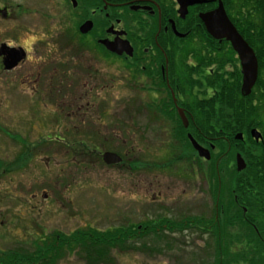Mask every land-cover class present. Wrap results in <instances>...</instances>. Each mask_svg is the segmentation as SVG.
<instances>
[{"label": "flooded vegetation", "instance_id": "1", "mask_svg": "<svg viewBox=\"0 0 264 264\" xmlns=\"http://www.w3.org/2000/svg\"><path fill=\"white\" fill-rule=\"evenodd\" d=\"M219 2L221 1L207 0L189 6L187 14L181 18L184 21L188 20L183 22L184 33L177 30L175 20L168 17L167 14L163 17V21V10L167 11V8L163 6L161 0H122L116 3L100 0V4L96 8L89 7L87 17L84 15L85 9L78 7V1L75 7L71 6V9L66 6L67 10L81 11V14L77 15L74 26L64 31L66 35H70L71 39L77 42L72 56L59 61L52 67V70H46L39 74L37 84L24 87V93L28 89L30 90V97H26V101L21 99V105L16 108L18 112H15L21 122L37 125L39 130L43 131H40L33 139L36 143H54L68 151L72 157H75L78 152L80 155L88 157L90 163H93L94 159L101 162L103 152H114L109 149L111 147L100 151L94 142L104 144L108 141L107 130L103 123L105 120L103 116L106 114V102L102 95L103 89H109L108 68L110 65L116 67V72H119L122 77H127L128 87L138 91L133 108V114L137 121L138 139L134 144L136 153L132 155V158L128 157L129 160L125 161L123 155L115 152L122 158V162L111 166L127 167L128 169L133 166V172L137 179L135 182L136 194L139 197L149 195L151 204L158 203L155 206L150 204L151 207L155 208L157 213L166 212L162 215L148 213L145 221L169 223L174 220L184 222L182 229L164 230V233L170 234V236L190 232V235L197 238H207L205 234L212 235L213 233L210 224L204 231L203 226L199 223L195 224L194 221H203L204 218L210 219L209 221L219 220V216L216 214L205 215L202 210L201 214L195 213L200 209L198 204L194 203L186 204L182 209L180 208L181 210L179 209L178 214H175L170 208L166 209L163 206L162 193L157 190L162 187L161 183H156V181L144 182L142 179L148 172L167 171L172 168L178 172L180 168L181 172L185 174L186 170L182 168V164H189L190 166H186V169L191 167V174H196L198 180L194 184L196 194L203 193V186L206 185L205 182L203 183V159L198 157L188 135L190 134L200 145H204L188 129L191 126L203 125L206 122L211 124H215L218 120L221 122V118H218L219 104L216 100L218 93L222 88L236 89L237 83H239L238 89L241 90L242 85V66L238 52L228 39L209 34L199 16L200 13L217 8ZM175 6L174 10L176 11L177 4ZM132 7H136V10H132ZM190 11H192V17H196L197 21L189 20ZM176 15L179 17L177 11ZM7 16L10 15L6 9L4 18ZM228 19L230 20L229 17ZM86 20L92 21V29L87 33H80L78 28ZM230 22L232 23L231 20ZM172 25L184 36H176ZM233 26L248 47L251 48L256 58L257 77L251 92L253 89L264 91V37L246 39L234 24ZM195 30L197 36H190L191 33H195ZM115 38L129 42L132 47L131 56L125 52L121 54L110 52L98 42L102 39L112 41ZM12 48L10 45L0 43V73H5L6 77L17 69L26 57L24 52L21 60L11 68H6L5 62L9 64L12 60ZM41 76L43 77L42 81L39 80ZM14 91L17 89L7 88L6 91L7 102L9 101L11 104L15 98L13 96ZM142 91L150 93L151 98L148 101L137 100L139 92ZM98 97H100L101 105L95 107L97 103L95 100H98ZM42 100L51 107L45 109L41 107L40 102ZM94 109H99V116L95 118L93 116ZM178 109L183 111L187 120V127L184 128L187 130H184V135L192 147L191 155L182 152L179 146L175 144L173 147L174 155L163 154V156H168L158 159L159 163L153 160V155L144 156L146 154L141 153L139 143L148 136L150 139H163L166 126L170 127V124H174L170 127L169 133L167 131L166 134L169 140L175 133L176 137H174H179V130L176 129V126H183V123ZM128 112L132 113V110H128ZM235 119V117L232 118V120ZM121 124L124 126V119H122ZM252 128L255 127H251L249 132ZM257 130L259 131V129ZM9 132L4 131V134L9 135L11 140L14 137L20 139L22 143L27 142L22 135ZM242 134L245 144L248 140H245V134ZM197 138L199 139V137ZM121 142L124 143L125 140ZM254 142L258 144L261 143V140ZM31 145L33 147L34 144ZM234 147L238 150L240 148L237 143ZM245 147L248 145H243V148ZM24 151L25 149L22 150V152ZM166 153H169L168 150ZM128 154L126 153V155ZM11 169L12 167L6 168L5 171L9 172ZM165 225L162 226L165 227ZM171 226L173 225H168V227ZM164 233L160 235L166 236ZM249 242L245 239L244 247L239 248L238 245L234 244L229 247L230 250L215 240L212 246L211 244H203L202 247L183 245L181 249L180 245H175L160 247V249L165 253L174 250L179 251L176 254L181 257L182 264H264V256L259 257L253 254V251L262 250V248L252 247ZM224 252H229L226 253V257L223 256ZM199 254L207 255L201 257ZM232 255H235V259L230 258ZM170 259L174 261L173 257Z\"/></svg>", "mask_w": 264, "mask_h": 264}, {"label": "rangeland", "instance_id": "2", "mask_svg": "<svg viewBox=\"0 0 264 264\" xmlns=\"http://www.w3.org/2000/svg\"><path fill=\"white\" fill-rule=\"evenodd\" d=\"M98 4L99 0H91L89 6L96 8ZM66 6L71 9V4L64 0H0V8H6L10 15L4 18L0 14V43L21 48L26 54L24 62L8 77L5 73H0V252L18 248L31 251L35 243H40L46 236L57 232L69 234L76 229L88 227L106 230L130 224L138 225L144 223L147 214L151 213V205L158 204H151L149 195L139 197L136 194L137 179L132 168L113 167L103 161H95L96 159L90 163L88 157L78 152L72 157L68 151L54 143L38 144L33 139L43 131L39 130L37 125L24 124L15 115V112H18L16 108L21 105L20 100L26 101V97H30V90L24 93V87L37 84L39 74L52 70L59 61L72 56L77 42L64 31L74 26L81 11H70ZM108 70L109 89H103L102 95L106 102L103 123L108 141L104 144L94 143L100 151L111 147L109 149L123 155L125 161H128L127 158H132L136 153L134 144L138 139V130L133 108L138 91L128 87L127 77H122L116 72V67L110 65ZM42 79L41 76L39 80ZM7 88L17 89L14 91L12 104L7 102ZM149 98L150 93L142 91L139 92L137 100L148 101ZM46 101L40 102L44 109L51 107ZM95 102V107L101 105L100 97ZM99 109H94V118L99 116ZM128 110H132V113ZM122 119L124 126L121 124ZM172 125L174 124H170V127ZM170 127L166 126L165 136L161 140L150 139L149 136L143 139L139 143L141 153L146 154H143L146 157L153 155V160L159 162L158 159L162 157L174 155L173 147L177 144L180 150L190 156L191 151L183 145L184 133L180 126H176L179 130L178 138H175L176 133L170 140L166 137ZM4 131L25 137V145L28 144V147L32 148L30 154L25 152L24 157L21 156L22 159L18 158L24 150V143L14 137L11 140ZM122 140L125 142L122 143ZM31 144L35 146L32 147ZM167 150L169 153H166ZM204 164L203 161V169ZM186 166L190 165L182 164V168L186 170L185 174L180 168L179 172L172 168L167 171L148 172L142 179L144 182L161 183L162 187L157 190L162 193L163 206L170 208L175 214L186 204L194 203L198 204L200 209L195 213L201 214L202 210L205 215H213L211 192L204 185L203 193L196 194L194 184L198 181L197 176L192 175L191 167L186 169ZM11 167V171H5ZM232 175L233 173L226 174L227 181ZM231 198L225 197L220 202L234 211L235 204H232ZM235 208L245 213L242 205L236 204ZM243 212L228 214L231 216L228 217L230 220L240 219L243 224H231L227 230H222V246L228 249L234 244L239 248L244 247V237L251 235V232L249 228L245 229L248 225L244 223H247L248 218ZM160 214L166 212L162 211ZM220 217L227 218L225 215ZM211 228H216L219 235V227L214 225ZM254 231L257 235V231ZM162 233L154 240H151L152 235L146 240L137 239L136 244L126 251L114 249L110 252L111 261H101L97 264H182L181 257L176 254L179 251L165 253L160 247L180 245L182 249L183 245L212 246L214 240H217L214 232L212 235L205 234L207 238H197L190 235V232L175 236L164 233V237L160 235ZM229 252H224L223 256L226 257ZM205 255L199 254L201 257ZM234 256L230 258L235 259ZM55 264L88 263L73 252L58 258Z\"/></svg>", "mask_w": 264, "mask_h": 264}, {"label": "trees", "instance_id": "3", "mask_svg": "<svg viewBox=\"0 0 264 264\" xmlns=\"http://www.w3.org/2000/svg\"><path fill=\"white\" fill-rule=\"evenodd\" d=\"M64 1L69 3L68 0ZM77 1L78 7L85 9L84 15L87 17L89 7H91L89 6L90 0ZM107 1L116 3L122 0ZM161 1L163 6L167 8H165L167 11L163 10L162 18L165 14L173 18L177 30L184 33L183 22L188 20H181L176 15L174 10L176 4L173 0ZM217 1H221L228 17L244 38L264 37V0ZM192 15V11H190L189 20L197 21L196 17H192ZM82 20L80 19V21ZM250 30L251 32H249ZM190 36H197V31L195 30V33H191ZM174 39L176 38L174 37ZM238 87L239 83H237L236 89L222 88L218 93L216 100L219 104L218 118H221V122L219 120L215 124L206 122L203 125L191 126L188 129L204 146L213 144L215 147L214 151L211 152V159L204 162L203 179L207 190L211 192L213 197V215H218L219 220L194 221V223L202 225L204 231L207 230L209 224L211 227L214 225L219 227V235L216 228H212V231L216 233V242H220V238L223 237L222 232L227 230L231 224H243L240 219L230 220L228 217L222 218L220 216L242 213V210L235 208L236 204L242 205L245 208V213H243L248 218L247 223H244L248 225L245 229L249 228L251 232V235H245L244 238L250 241L252 247L262 248V250L253 251L254 255L261 257L264 256V91L253 89L250 95L242 96ZM234 117L236 119L232 120ZM251 127H255L261 132V143L255 144L250 137L249 129ZM180 128L183 133L184 130H187L183 126ZM237 132L245 134L247 143L244 144V141L234 139ZM236 143L240 146L239 150L234 147ZM183 145L192 151L185 135ZM243 145H248V147L243 148ZM24 146L25 151L18 158L22 159L23 154L27 151L31 152V146L28 147V144ZM181 151L184 152V150ZM237 152L241 153L246 162V167L241 172H237L234 166V158ZM230 172L233 175L227 181L225 177L226 174H231ZM225 197H232L230 201L235 204L233 206L234 211H231L230 206L222 205L220 202ZM150 210L153 214H160L155 208L150 207ZM183 223V221L168 223L147 220L138 225L130 224L126 227L120 226L106 230L88 227L76 229L69 234L52 233L40 243H35L31 251L18 248L0 252V264H55L58 258L73 252H76L80 259L88 264H97L101 261L103 263L104 261H111L110 252L112 250L126 251L136 244L137 239L146 240L150 235L153 236L151 240L158 239L159 233L171 228L182 229ZM169 224L173 226L168 227ZM254 230L257 231V235ZM219 244L222 246L221 242ZM259 261L261 260L259 259Z\"/></svg>", "mask_w": 264, "mask_h": 264}, {"label": "water", "instance_id": "4", "mask_svg": "<svg viewBox=\"0 0 264 264\" xmlns=\"http://www.w3.org/2000/svg\"><path fill=\"white\" fill-rule=\"evenodd\" d=\"M178 9L177 13L179 14L180 18H184L187 14V9L189 6L194 4H199L205 2V0H175ZM72 6L75 7L77 2L76 0H71ZM132 10H136V7H132ZM0 14L2 17H5L6 9H0ZM202 22L204 23L207 31L214 37L218 38H226L228 39L234 49L238 52L241 66H242V85H241V94L243 96H247L251 92V88L256 81L257 77V66H256V58L251 50L250 47L244 42L242 36L238 33L236 28L230 22L227 17V14L224 10V7L221 2H219L218 7L212 11L200 13L199 14ZM92 29V21L86 20L79 26L80 33H87ZM172 29L176 36L182 37L183 34H180L176 31L175 26L172 25ZM99 43L103 44L109 51L121 54L125 52L127 55H132V47L128 43L127 40H123L120 38H115L114 40L110 41L108 39H102L98 41ZM12 60L9 64L5 62L6 68H11L14 66L19 60L22 59L24 56V51L21 48H12L11 50ZM179 116L182 120L183 126L187 127V120L183 114V111L178 109ZM250 136L258 142L261 138L260 132L253 128L250 130ZM189 141L192 147L196 150L199 157L204 158L205 160H210L211 158V149H213V145L210 148H206L198 144L192 136L188 135ZM234 138L236 140H243V135L241 132L237 133ZM102 160L106 164H118L121 162V157L111 151H105L102 154ZM246 167V162L244 158L241 156L240 153L235 155V168L237 172L244 170Z\"/></svg>", "mask_w": 264, "mask_h": 264}]
</instances>
